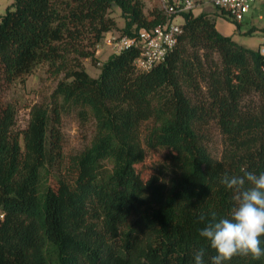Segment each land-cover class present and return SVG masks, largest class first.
Instances as JSON below:
<instances>
[{
  "label": "trees",
  "instance_id": "1",
  "mask_svg": "<svg viewBox=\"0 0 264 264\" xmlns=\"http://www.w3.org/2000/svg\"><path fill=\"white\" fill-rule=\"evenodd\" d=\"M144 7L14 0L0 16V84L24 83L43 64L65 72L49 102L31 106L24 129L17 107L0 102V264H194L200 215H225L233 204L221 178L264 171V55L218 29L226 12L184 13L178 44L149 71L136 69V46L111 54L96 77L86 70L83 59L97 62L106 33L134 36L166 21ZM72 112L95 130L61 173L62 120ZM213 128L220 154L210 146ZM147 148L168 153L144 178ZM214 254L208 249L205 264Z\"/></svg>",
  "mask_w": 264,
  "mask_h": 264
},
{
  "label": "rangeland",
  "instance_id": "2",
  "mask_svg": "<svg viewBox=\"0 0 264 264\" xmlns=\"http://www.w3.org/2000/svg\"><path fill=\"white\" fill-rule=\"evenodd\" d=\"M13 1L14 0H0V16L6 13L8 6H10ZM143 1L147 15L154 9L161 10L160 0ZM205 10L213 13L217 9L209 10L208 8ZM112 16L115 17L120 28L124 27L125 18L122 16L121 9L118 6L113 7ZM216 21L217 27L222 33L232 36L240 44L250 48L264 46V19H259L256 14L254 16L248 15L241 22L240 28H237L236 23L228 16L217 15ZM114 32L121 33L119 30H115ZM113 53V49L106 43L104 37L97 45L95 51L97 62L94 63L91 58L83 59L86 70L92 76H98L100 73V65ZM63 78H65V72L57 73L55 69H51L49 65L43 64L36 67L33 73L26 77L24 83L0 84V102L12 103L18 109V129H24L26 127L31 106L35 103H48L52 92ZM94 130L95 125L93 120L84 121L74 112L63 116V151L66 158L57 172L65 173L66 166L69 162V155L80 151L88 145L92 139ZM210 137L212 151L220 154L223 146L222 136L213 128L210 131ZM167 153V149L147 148L145 160L138 164V170L141 172L142 176L147 178L154 172H157V170H160ZM51 180L54 181L52 175Z\"/></svg>",
  "mask_w": 264,
  "mask_h": 264
},
{
  "label": "clouds",
  "instance_id": "3",
  "mask_svg": "<svg viewBox=\"0 0 264 264\" xmlns=\"http://www.w3.org/2000/svg\"><path fill=\"white\" fill-rule=\"evenodd\" d=\"M220 183L233 192V204L225 215L210 211L199 219L203 246L193 251L194 264H205L208 249L215 254L210 264H226L233 257H264V171L244 170L241 175L225 174Z\"/></svg>",
  "mask_w": 264,
  "mask_h": 264
},
{
  "label": "built area",
  "instance_id": "4",
  "mask_svg": "<svg viewBox=\"0 0 264 264\" xmlns=\"http://www.w3.org/2000/svg\"><path fill=\"white\" fill-rule=\"evenodd\" d=\"M213 6L227 13L233 21L242 22L248 15L255 14L264 19V0H212ZM161 10L166 15L165 22L151 28H140L134 36L110 31L106 33V43L119 53L132 46L140 49L135 59V67L140 72L151 70L166 60L169 53L176 47L183 32L184 13L195 10L197 0H160ZM264 55V46H260ZM4 212L0 208V219Z\"/></svg>",
  "mask_w": 264,
  "mask_h": 264
},
{
  "label": "crops",
  "instance_id": "5",
  "mask_svg": "<svg viewBox=\"0 0 264 264\" xmlns=\"http://www.w3.org/2000/svg\"><path fill=\"white\" fill-rule=\"evenodd\" d=\"M208 8H209V10H212V9L215 10L216 9L212 4V0H197V6H196L194 11L196 13H200V12L206 11L205 9H208ZM209 12H211V11H209ZM216 20H217V16H216ZM226 35H228V34H226Z\"/></svg>",
  "mask_w": 264,
  "mask_h": 264
}]
</instances>
